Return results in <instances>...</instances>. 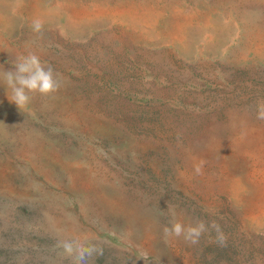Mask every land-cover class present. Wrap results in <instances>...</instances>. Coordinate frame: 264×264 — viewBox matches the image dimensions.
Wrapping results in <instances>:
<instances>
[{"label":"rangeland","instance_id":"374dc122","mask_svg":"<svg viewBox=\"0 0 264 264\" xmlns=\"http://www.w3.org/2000/svg\"><path fill=\"white\" fill-rule=\"evenodd\" d=\"M30 53L61 87L0 79V264H264V0H0V73Z\"/></svg>","mask_w":264,"mask_h":264},{"label":"clouds","instance_id":"9594fccd","mask_svg":"<svg viewBox=\"0 0 264 264\" xmlns=\"http://www.w3.org/2000/svg\"><path fill=\"white\" fill-rule=\"evenodd\" d=\"M32 29L40 33L43 29V21L34 19ZM0 79L4 85L11 90L10 101L22 111L27 110L32 95L39 93L42 96L55 94L61 87V82L54 73L50 65L41 62L36 54H28L17 58L14 69L0 73ZM256 118L264 120V102L257 105ZM204 161H200L194 166L197 175L202 174ZM215 231L216 242L220 246H225L227 238L220 225L216 221L205 223L203 220H196L194 223L185 225L180 221H173L170 226L163 228L166 237H183L190 245L199 243L200 237L209 231ZM58 246L63 249L67 257L72 258L73 264H87L96 255L103 254V248L88 240L66 239L60 241ZM148 260L147 254L138 256ZM158 259V258H157Z\"/></svg>","mask_w":264,"mask_h":264}]
</instances>
